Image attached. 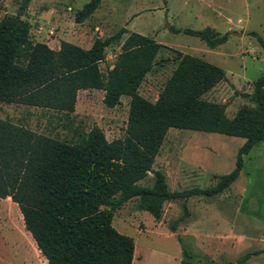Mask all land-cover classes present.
<instances>
[{"label": "trees", "instance_id": "trees-1", "mask_svg": "<svg viewBox=\"0 0 264 264\" xmlns=\"http://www.w3.org/2000/svg\"><path fill=\"white\" fill-rule=\"evenodd\" d=\"M31 0H21L15 14L0 19V101L73 112L80 89L104 90L103 103L115 107L129 97L124 135L107 140L93 126L77 142L36 133L0 119V197L9 196L21 212L25 229L47 264H132L134 241L113 225L115 210L137 197L139 210L155 220L165 201L192 195L214 196L239 176L244 155L264 139V74L253 83L248 96L255 107H240L231 117L224 106L203 94L225 79L219 66L200 57L181 53L158 97L150 101L138 92L152 71L161 44L152 37L119 30L106 38L94 37L89 48L61 40L57 50L33 42L30 25L22 19ZM89 0L74 13L81 23L98 7ZM200 38L210 48L227 39L211 27L201 30L176 28ZM117 59L103 72L105 49L120 44ZM264 50V40L256 33ZM169 128L217 132L244 137L235 166L218 176L209 187L181 191L168 188L161 170L152 168ZM153 173L151 186L138 183ZM176 222L171 226L174 232ZM180 264H199L182 251ZM251 253L235 261L242 264Z\"/></svg>", "mask_w": 264, "mask_h": 264}, {"label": "rangeland", "instance_id": "rangeland-1", "mask_svg": "<svg viewBox=\"0 0 264 264\" xmlns=\"http://www.w3.org/2000/svg\"><path fill=\"white\" fill-rule=\"evenodd\" d=\"M21 0H0V19L15 14ZM89 0H31L22 19L30 25L33 42L50 45L61 40L88 46L94 37L106 38L119 30L135 31L165 45L155 66L140 86L149 100L159 94L178 54L188 53L222 68L228 75L218 82L206 99L224 106L232 117L243 106L255 107L249 98L254 81L264 74V50L256 32L264 40V0H100L94 12L81 23L74 13ZM201 30L211 27L220 35L242 30V36L227 34L215 48L196 36L173 32L170 27ZM127 35L124 32L123 39ZM119 44L105 49V72L118 53ZM100 89L80 90L76 114L0 101V119L24 126L36 133L67 142H77L93 126L100 127L107 140L124 135L129 97L123 95L115 107L104 105ZM244 137L217 132L169 128L152 168L161 170L168 188L181 191L209 187L218 176L235 166V156ZM153 173L138 181L153 184ZM184 200L165 201L159 220L137 208L134 197L115 210L112 225L134 241L132 264H180L183 249L199 264H224L246 252L242 264H264V139L244 155L236 180L214 196L192 195ZM20 214L17 224H20ZM176 222L174 232L171 226ZM28 247L20 238L18 264H46L30 234ZM18 234L22 235L18 230ZM31 241V243H30Z\"/></svg>", "mask_w": 264, "mask_h": 264}, {"label": "crops", "instance_id": "crops-1", "mask_svg": "<svg viewBox=\"0 0 264 264\" xmlns=\"http://www.w3.org/2000/svg\"><path fill=\"white\" fill-rule=\"evenodd\" d=\"M229 30H231V28H228V30H227V34H228V31ZM128 31H130L129 29H128ZM135 32V31H134ZM239 32H241L242 33V35L244 34V32L242 31V30H239ZM127 33V32H126ZM138 33V32H137ZM241 35V36H242ZM127 36V35H126ZM125 36V37H126ZM125 37L123 38V39H121L120 40V44H119V50H118V53H119V51H120V45L123 43V41H124V39H125ZM66 41V40H65ZM156 41V40H155ZM69 42V41H68ZM157 42V41H156ZM92 43V42H91ZM91 43L88 45V46H86V47H83V46H81V45H79L78 43H73V44H75V45H78V46H81V47H83V48H89L90 47V45H91ZM158 43H160L162 46H161V48L159 49V51H158V53H157V55H156V58L158 57V56H160V51L163 49V48H165V45L166 44H164V43H162V42H158ZM47 44V43H46ZM59 44H60V42L58 43V44H53V45H50V44H47L50 48H52V49H55V50H57L58 48H59ZM118 53L115 55V60H114V62L110 65V66H108L107 68H111L112 66H113V64L115 63V61H116V59H117V55H118ZM105 60H107V57L105 56V59L103 60V61H105ZM102 61V62H103ZM209 62V61H208ZM211 63V62H210ZM213 64V63H212ZM155 66V65H154ZM174 67H175V63H174ZM173 67V68H174ZM173 68H172V70H173ZM172 70L170 71V74H171V72H172ZM225 72V71H224ZM149 73V72H148ZM147 73V74H148ZM147 74L145 75V77L147 76ZM169 74V75H170ZM227 74L225 73V77L227 78ZM169 77V76H168ZM145 79V78H144ZM144 81V80H143ZM142 81V82H143ZM142 84V83H141ZM141 84H140V86H141ZM214 88V86L210 89V90H208L207 92H205L204 94H206V96H207V94L208 93H210L211 92V90ZM80 90H89V89H80ZM80 90H78V93H79V91ZM101 90V89H100ZM140 87L138 88V92H139V94H141L140 93ZM102 92H103V95H104V90H102ZM78 93H77V96H78ZM203 94V95H204ZM142 95V94H141ZM143 96V95H142ZM144 97V96H143ZM157 97H158V95H157ZM156 97V98H157ZM146 98V97H145ZM156 98L154 99V100H150V101H155L156 100ZM203 98H205L204 96H203ZM103 99V98H102ZM206 99V98H205ZM77 100V99H76ZM149 100V99H148ZM207 100H210V99H207ZM210 101H214V100H210ZM120 103H121V101H120ZM119 103V104H120ZM36 107V106H35ZM75 108H76V103H75ZM75 108H74V111L73 112H70V113H72V114H76V111H75ZM112 108V107H111ZM225 114H226V112H225ZM228 117V116H227ZM229 118H231L230 116H229ZM18 214H20L19 216H20V224L18 225L17 224V220H18V218H17V215ZM23 229L24 230H26L25 229V227H24V223H23V219H22V215H21V212H20V210H19V208H18V206H17V204L15 203V202H13L12 200H11V198L9 197V196H7V197H5V198H2V197H0V264H18V257H19V255L22 253V255H23V257H25L24 255L28 252L30 255H31V253L28 251V248H27V250H19L18 249V245H17V241H18V239H22L24 242H25V244H26V247H28V240H27V235H26V233L23 231ZM18 230L20 231V233L22 234V235H19L18 234ZM27 231V230H26ZM28 232V231H27ZM29 233V232H28ZM30 234V233H29ZM31 236V235H30ZM32 238V237H31ZM34 241V240H33ZM30 243H31V241H30ZM36 245V244H35ZM37 248V247H36ZM40 252V251H39ZM42 255V254H41ZM32 256V255H31ZM133 257H134V253H133ZM46 260V259H45ZM133 261V260H132ZM46 264H47V262H46Z\"/></svg>", "mask_w": 264, "mask_h": 264}, {"label": "water", "instance_id": "water-1", "mask_svg": "<svg viewBox=\"0 0 264 264\" xmlns=\"http://www.w3.org/2000/svg\"><path fill=\"white\" fill-rule=\"evenodd\" d=\"M228 34H229V35H234V36H241V35H242L241 32H239V31H234V30H229V31H228Z\"/></svg>", "mask_w": 264, "mask_h": 264}]
</instances>
